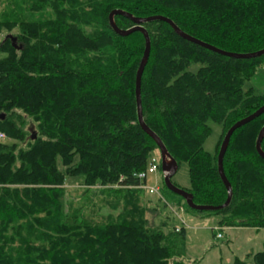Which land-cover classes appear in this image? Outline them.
<instances>
[{"label":"trees","instance_id":"1","mask_svg":"<svg viewBox=\"0 0 264 264\" xmlns=\"http://www.w3.org/2000/svg\"><path fill=\"white\" fill-rule=\"evenodd\" d=\"M23 5L17 10L30 19L16 15L13 0L0 12V264H187L184 225L172 223L178 208L218 215L221 228L264 231V160L255 150L264 113L230 138L223 157L232 190L226 208L194 211L163 184L176 204L158 196L168 213L158 225L149 223L148 212L160 210L142 200L148 192L138 188L136 174L158 148L138 124L134 94L145 40L138 31L117 35L108 21L113 10L163 16L195 39L246 54L264 49V0ZM114 23L122 30L134 26L119 15ZM143 28L150 41L140 84L143 122L178 169L187 166L189 187L183 190L193 203L219 206L227 196L217 171L219 147L234 123L264 105V92L244 89L259 69L264 73V55L222 56L179 37L162 21ZM210 123L221 128L212 153L203 147ZM68 179L83 187L76 209L67 200ZM94 199L114 213L93 218ZM86 208L92 217L85 216ZM229 264H264V239L261 250Z\"/></svg>","mask_w":264,"mask_h":264},{"label":"rangeland","instance_id":"2","mask_svg":"<svg viewBox=\"0 0 264 264\" xmlns=\"http://www.w3.org/2000/svg\"><path fill=\"white\" fill-rule=\"evenodd\" d=\"M30 0H13V3L16 2L17 7L12 8L15 11L17 16H25V18L30 19V17L26 15H22L18 12L17 8L24 7V3ZM5 6H9V0H0V12H3L6 8ZM11 12V10L9 9ZM15 33V31H13ZM252 88L256 94H262L264 92V73L263 70L259 69L256 75L245 84L244 89ZM211 127V135L207 138L204 144V149L210 153L213 152L215 144L218 140V137L221 134L220 126L216 124L210 123ZM154 156L159 157L157 151H154ZM163 173H156L155 175H150L147 179L148 185H158L160 188L159 194L162 198L166 200L171 205L175 203V197L171 195L167 190L163 188ZM172 182L178 186V188L184 189L189 187V178L187 173V166L185 164H181L176 174L172 177ZM95 189V188H93ZM140 189V188H139ZM67 200L71 204L73 209L78 208L83 202L80 200L81 191L83 187L80 185V180L78 179H68L66 181L65 186ZM144 190V189H143ZM92 199V198H91ZM158 196L156 195H148L147 193L142 192V200L147 203L149 208L154 209V205L156 208L158 207L160 213L149 211L147 214V218L150 224L158 225L160 221L165 220V213H168L167 209H162L160 203H158ZM152 202H151V201ZM96 202L95 204V219H98L101 216H106L108 214L114 213L108 206L99 207L97 200H93ZM85 206V204H83ZM90 208H86L85 216H91ZM178 216L180 220L183 222V227L185 230V244H186V254L184 261L187 264H229L233 260V254L235 256L242 257L243 253L246 249H251L250 251H259L257 243L252 244L249 240V235L251 232H243L242 234L245 237V240H238L239 243L235 244L233 249L229 246V250L225 248L230 244L231 238L229 232L226 228H221L218 225V221L220 217L218 215L209 214V213H193L191 211H179ZM179 218L172 217V223L176 226H181ZM171 222V220H170ZM263 235V233H260ZM245 247V248H242Z\"/></svg>","mask_w":264,"mask_h":264},{"label":"water","instance_id":"3","mask_svg":"<svg viewBox=\"0 0 264 264\" xmlns=\"http://www.w3.org/2000/svg\"><path fill=\"white\" fill-rule=\"evenodd\" d=\"M123 16L127 19H129L134 26L130 29L127 30H122L120 28H118L115 23H114V17L115 16ZM108 21H109V26L110 28L114 31V33H116L119 36L125 37L130 35L133 32H140L142 33L144 40H145V46H144V50H143V54L141 57V60L139 62V66L138 69L136 71V75H135V87H134V94H135V101H136V107H137V119H138V124L140 126V128L142 129V131L147 134V136H149L154 143L156 144L157 148H158V153H159V157H160V168H161V173H163V184L166 187V189L168 191H170L171 193L181 197L184 202L186 203V205L194 210V211H198V212H207V211H219L222 210L224 208H226L231 200L232 197V190H231V186L229 184V182L227 181L224 172H223V157L224 154L226 152V149L228 147L230 138L233 134V132L235 130H237L238 128L248 124L249 122L253 121L254 119H256L257 117H259L261 114L264 113V105L261 106L260 108H258L255 112H253L252 114H250L249 116H247L246 118H243L239 121H237L236 123H234L225 133L222 142L220 144L219 147V151L217 154V171L219 174V177L226 189V200L223 204L219 205V206H212V205H196L193 203V197L190 193H188L187 191L176 187L172 182L171 179L172 177L176 174L177 170H178V165L176 163V161L174 159H172L170 157V155L168 154L166 148L164 147V145L162 144L161 140L145 125V123L143 122V117H142V110H141V99H140V84H141V76L143 73V70L145 68V65L147 63L148 57H149V53H150V41H149V37L148 34L146 32V30L143 28V24L147 23V22H152V21H162L167 23L172 30L181 38L200 45L212 52H215L217 54H220L222 56H226L229 58H233V59H253V58H257L260 56L264 55V49L256 51V52H252V53H246V54H240V53H232V52H226L223 51L221 49L215 48L214 46H211L209 44H206L198 39H195L187 34H185L184 32H182L171 20H169L166 17L163 16H152V17H146V18H137V17H133L131 14L120 11V10H113L109 16H108ZM9 39L12 42V45L14 47H16V39L14 37L9 36ZM19 48V47H16ZM264 137V126L260 129L256 141H255V150L256 153L258 154V156L264 160V152L261 150V141Z\"/></svg>","mask_w":264,"mask_h":264},{"label":"built area","instance_id":"4","mask_svg":"<svg viewBox=\"0 0 264 264\" xmlns=\"http://www.w3.org/2000/svg\"><path fill=\"white\" fill-rule=\"evenodd\" d=\"M4 138H5V136L0 133V140H3ZM159 163H160V157L157 158V157L153 156L152 159L148 162L146 169L144 171L136 174V177L142 182L138 188L146 190L149 195L160 196V194H159L160 188L158 185H148L147 184V179L149 178V176L150 175L152 176V175H155L156 173H158ZM179 211H183V208H178L174 212L177 218H179V216H178ZM179 221L183 225V222H182V220H180V218H179Z\"/></svg>","mask_w":264,"mask_h":264},{"label":"crops","instance_id":"5","mask_svg":"<svg viewBox=\"0 0 264 264\" xmlns=\"http://www.w3.org/2000/svg\"><path fill=\"white\" fill-rule=\"evenodd\" d=\"M229 232H231L230 234V238H231V241H230V244L228 246H226L225 248H227L229 250V246L233 249V247H235V244L239 243L240 241L242 240H245V234L243 235L242 233L243 232H251L249 237V240L251 242H254L252 244L255 245V243H257L258 245V248H260L261 250V246H262V242H263V239H264V231L263 230H256V229H253V228H226ZM263 233V235H261L260 233ZM240 240V241H238ZM242 248H245V247H242ZM251 249H246V251L243 253L242 257L240 256H237V257H240V258H243L247 253L249 252H254V251H250ZM257 252V251H256ZM233 259L236 257L234 254H233ZM233 261V260H232Z\"/></svg>","mask_w":264,"mask_h":264}]
</instances>
